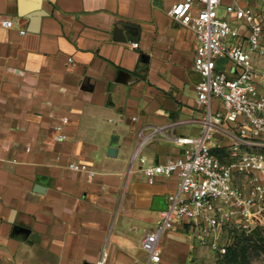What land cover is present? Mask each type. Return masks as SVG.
<instances>
[{"label": "crops", "instance_id": "1", "mask_svg": "<svg viewBox=\"0 0 264 264\" xmlns=\"http://www.w3.org/2000/svg\"><path fill=\"white\" fill-rule=\"evenodd\" d=\"M177 1L0 0V264L148 259L141 240L179 177L150 183L133 155H180L176 137L200 134L206 113L195 33L168 14ZM229 143L216 133V152ZM160 246L150 264H190L204 247L180 225Z\"/></svg>", "mask_w": 264, "mask_h": 264}, {"label": "built area", "instance_id": "2", "mask_svg": "<svg viewBox=\"0 0 264 264\" xmlns=\"http://www.w3.org/2000/svg\"><path fill=\"white\" fill-rule=\"evenodd\" d=\"M256 1L262 7L240 0H178L168 10L173 22L195 33L194 69L200 75L195 89L206 113L200 134L176 137L180 155L158 163L140 156L138 149L133 155L150 183L158 176L179 177L156 227L141 240L148 259L139 264L160 260L161 235L176 225L218 255L227 252L235 232L264 229V0ZM1 25L12 27L14 20L3 18ZM68 121L63 117L54 126L55 140L67 138ZM217 132L230 139L223 156L214 149ZM138 136L140 147L149 136L143 129ZM68 166L94 174L84 162ZM105 260L104 251L95 264Z\"/></svg>", "mask_w": 264, "mask_h": 264}, {"label": "rangeland", "instance_id": "3", "mask_svg": "<svg viewBox=\"0 0 264 264\" xmlns=\"http://www.w3.org/2000/svg\"><path fill=\"white\" fill-rule=\"evenodd\" d=\"M240 1L243 5L253 8L262 7V3L256 0ZM218 62L224 64L226 60L218 58ZM218 154L224 155L222 151H219ZM237 245L236 251L227 257L218 255L204 246L192 262L195 264H264V229L258 227L256 230L244 231L240 235Z\"/></svg>", "mask_w": 264, "mask_h": 264}, {"label": "trees", "instance_id": "4", "mask_svg": "<svg viewBox=\"0 0 264 264\" xmlns=\"http://www.w3.org/2000/svg\"><path fill=\"white\" fill-rule=\"evenodd\" d=\"M258 227L256 228H253L252 230H256ZM251 230V231H252ZM244 231H237L233 234L234 236V241L233 243L229 246L227 252L224 254V255H221V256H224V257H227L228 255H230L231 253H234L236 251V248H237V244H238V239L240 237V235L243 233Z\"/></svg>", "mask_w": 264, "mask_h": 264}, {"label": "water", "instance_id": "5", "mask_svg": "<svg viewBox=\"0 0 264 264\" xmlns=\"http://www.w3.org/2000/svg\"><path fill=\"white\" fill-rule=\"evenodd\" d=\"M116 31H117V32H121V28H116ZM117 39H119V40H121V39H122V40H125V39H127V38L124 37V38H117Z\"/></svg>", "mask_w": 264, "mask_h": 264}]
</instances>
